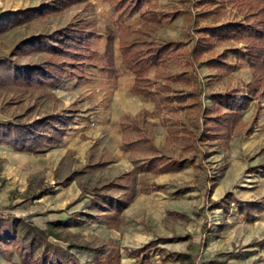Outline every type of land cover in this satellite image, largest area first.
<instances>
[{
	"label": "rangeland",
	"instance_id": "374dc122",
	"mask_svg": "<svg viewBox=\"0 0 264 264\" xmlns=\"http://www.w3.org/2000/svg\"><path fill=\"white\" fill-rule=\"evenodd\" d=\"M51 3L0 0V59L8 58L20 41L69 24L92 35L96 55L82 78L68 75L56 86L31 87L0 77V123L31 122L55 113L75 118L55 146L28 150L0 141V219L43 230L51 222L62 223L54 229L60 239L48 241L74 246L72 252L83 263L92 258L87 248L95 247L118 250L119 264H264V212L241 211L242 204L251 202L264 206V95L248 98L239 122L223 128L218 139L203 142L202 168L182 131L183 125L192 126L199 110L189 95L195 85L186 63L189 43L167 52L166 62L150 70L151 96L136 95L135 75L123 66L119 39L113 57L105 51L107 30H116L118 22L112 4L85 0L56 10ZM34 7L42 12L33 17L6 14ZM156 7L162 24L145 21L137 12L125 19L126 27L140 31L143 40L186 41L184 0H157ZM230 18V13L213 14L201 24ZM232 43L218 42L215 49ZM44 58L31 51L21 60ZM206 60L199 59L203 64L196 72L203 82L200 102L212 108L214 94L237 86L247 98L254 73L244 60L230 56L218 70ZM142 111L149 113L148 127L169 168L149 165L139 149L126 145L122 117ZM104 196L133 200L121 211L112 200V206L95 209L94 200ZM25 258L17 243L0 246V264H30Z\"/></svg>",
	"mask_w": 264,
	"mask_h": 264
},
{
	"label": "trees",
	"instance_id": "16d2710c",
	"mask_svg": "<svg viewBox=\"0 0 264 264\" xmlns=\"http://www.w3.org/2000/svg\"><path fill=\"white\" fill-rule=\"evenodd\" d=\"M85 0H52V9L61 10L80 4ZM117 15L116 30L108 28L105 39V51L114 55L115 41L119 39L123 57V66L135 75L132 91L136 95L151 96L148 74L153 67L162 66L166 60V53L183 48L189 43L186 53V63L193 70L194 89L189 93L190 99L198 105L199 110L194 115L191 127L182 126L190 144L198 157V165L204 168L206 152L203 142L218 139L223 128H230L242 119V105L255 95H264V0H184L187 4V22L185 25V39L166 40L161 43L143 40L141 32L126 27L124 21L136 14L148 22L163 23V18L157 13V0H108ZM45 5V4H44ZM42 12V7H34L17 12L8 11V17L27 14L35 16ZM230 13L231 18L215 25H203L201 20L210 15ZM233 43L218 52L215 44L224 41ZM92 35L87 31L69 24L50 33H38L20 41L12 50L8 58L0 59V77L3 82L22 83L31 87L45 85L56 86L70 76L85 74V66L95 54L92 50ZM31 51L45 54L41 61L22 62L21 58ZM236 55L253 70V82L246 87L249 95L244 96L240 87H233L224 93L213 95L212 108L200 102L203 82L196 72L203 64L199 59L207 57L206 63L210 68L220 69L228 65L230 56ZM197 99V101H196ZM200 100V101H199ZM222 107L225 111L219 110ZM149 113L142 111L133 117L123 116L122 128L126 133V145L131 149H139L148 164L161 169L169 168L167 158L159 156V148L154 135L148 126ZM72 114L61 115L55 113L46 115L31 122L0 123V141H8L18 149L34 150L41 145L55 146L60 144L68 135ZM257 116H255V120ZM128 135V136H127ZM181 165L186 160H173ZM264 172V164L260 167ZM227 197H231L229 194ZM115 201L117 210L128 207L133 196L124 199L101 197L94 200L96 208L105 209V205L112 206ZM257 210L264 212L261 202L242 204V212ZM89 215V214H88ZM91 217V216H88ZM48 229H40L16 220L9 222L0 219V246L15 245L23 251L26 261L30 264H119L120 252L116 249L104 250L95 247L87 248L92 255L83 263L78 254L72 252V247L52 244L49 237L60 239L54 232L60 222H51ZM77 247V246H76ZM87 246H78L84 249Z\"/></svg>",
	"mask_w": 264,
	"mask_h": 264
}]
</instances>
